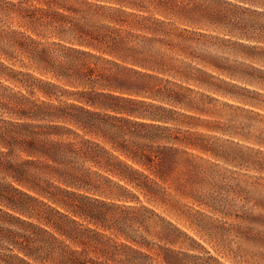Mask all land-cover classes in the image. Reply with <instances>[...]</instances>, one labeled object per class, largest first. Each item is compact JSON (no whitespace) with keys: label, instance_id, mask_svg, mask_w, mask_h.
<instances>
[{"label":"trees","instance_id":"1","mask_svg":"<svg viewBox=\"0 0 264 264\" xmlns=\"http://www.w3.org/2000/svg\"><path fill=\"white\" fill-rule=\"evenodd\" d=\"M262 16L227 0H0V264H185L172 247L194 239L133 191L191 227L179 198L214 209L197 181L237 155L200 116L235 88L220 75L239 77L192 43L260 50ZM244 153L264 173V152ZM149 236L167 246L155 258Z\"/></svg>","mask_w":264,"mask_h":264},{"label":"rangeland","instance_id":"2","mask_svg":"<svg viewBox=\"0 0 264 264\" xmlns=\"http://www.w3.org/2000/svg\"><path fill=\"white\" fill-rule=\"evenodd\" d=\"M227 1L264 12V0H256L262 5L244 4L239 0ZM149 9L152 10L150 1ZM257 20L264 25V16L259 19L249 18L251 24ZM202 31L206 34H216L210 30ZM205 40L201 42L203 46L195 43H192V46H197L199 51L208 52L213 56H222L223 62L239 77L220 75L225 81L234 84L235 88L220 85V89L230 96L212 94L217 100L211 104L214 115L200 116L204 120L200 121V125H209L220 130L213 132L204 126L198 130L217 138L215 145L222 153L237 155L234 163H225L199 154L215 161L218 167L210 178L201 174V181H197L196 188L202 192L210 191L217 196L218 202L214 209H209L187 199H178L183 211L194 214L193 221L199 225L196 228L191 227L174 212H170L167 206L152 203L141 193L133 192L141 204L155 210L159 217L173 222L194 239L195 242L186 241V245L190 244L191 248L172 247L186 255L183 257L185 264H264V226H261L264 225V217L259 209V205H264V173L248 170L242 162L247 147L264 152V146L259 145L260 141H264V42H251L252 45L262 47L260 50H238L232 55L230 50L224 48L225 45H211L209 39ZM251 53L255 57L254 60L245 56ZM160 76L178 81L171 76ZM221 129L224 132H221ZM154 220L158 221L155 217ZM158 224L160 225V222ZM148 239L149 243H153L149 245L150 256L155 258L156 253H164L167 246L163 242L151 236ZM157 261L162 263L161 258Z\"/></svg>","mask_w":264,"mask_h":264}]
</instances>
